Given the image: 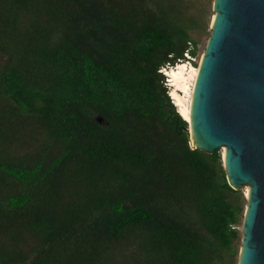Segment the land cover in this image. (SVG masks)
<instances>
[{
	"label": "trees",
	"instance_id": "1",
	"mask_svg": "<svg viewBox=\"0 0 264 264\" xmlns=\"http://www.w3.org/2000/svg\"><path fill=\"white\" fill-rule=\"evenodd\" d=\"M172 1L0 0V264L236 262L243 192L159 71L197 45Z\"/></svg>",
	"mask_w": 264,
	"mask_h": 264
},
{
	"label": "water",
	"instance_id": "2",
	"mask_svg": "<svg viewBox=\"0 0 264 264\" xmlns=\"http://www.w3.org/2000/svg\"><path fill=\"white\" fill-rule=\"evenodd\" d=\"M214 11L193 105L198 145H191L227 149L229 183L251 190L238 264H264V0H215Z\"/></svg>",
	"mask_w": 264,
	"mask_h": 264
},
{
	"label": "rangeland",
	"instance_id": "3",
	"mask_svg": "<svg viewBox=\"0 0 264 264\" xmlns=\"http://www.w3.org/2000/svg\"><path fill=\"white\" fill-rule=\"evenodd\" d=\"M214 2L215 0H173L172 8H175L180 19L183 20L186 24L191 27V35L194 39L197 40V45L195 49V53L197 56L196 66L199 65L200 60L205 52L207 47V42L211 34V27L213 26V19L216 15L214 11ZM169 87V85H167ZM168 91L171 89H167ZM243 192L245 198V209L247 205V196L246 191L247 188H240ZM243 218L242 217L240 224L237 228L240 231V238L237 240L236 245L239 249L242 244V228H243ZM238 256H236V262L234 264H238Z\"/></svg>",
	"mask_w": 264,
	"mask_h": 264
},
{
	"label": "bare ground",
	"instance_id": "4",
	"mask_svg": "<svg viewBox=\"0 0 264 264\" xmlns=\"http://www.w3.org/2000/svg\"><path fill=\"white\" fill-rule=\"evenodd\" d=\"M216 12V11H215ZM217 17L216 15L213 19V25ZM205 52L200 60L199 65L190 66L186 61L178 62L177 67L167 69V74L170 77V85L172 86L171 95L175 99V105L178 108L179 113L182 117L189 122L190 134H191V144L195 147L198 145V141L195 137L194 127H193V105L194 97L197 86L198 77L200 75L203 59ZM227 149L223 148L224 160H226ZM251 190L247 189L246 196L250 197Z\"/></svg>",
	"mask_w": 264,
	"mask_h": 264
},
{
	"label": "built area",
	"instance_id": "5",
	"mask_svg": "<svg viewBox=\"0 0 264 264\" xmlns=\"http://www.w3.org/2000/svg\"><path fill=\"white\" fill-rule=\"evenodd\" d=\"M195 49H196L195 43L193 41H188V45L186 49L184 50L183 57L178 58L175 64L167 63L166 65L162 66V68L159 70L166 74L165 84L169 85V87L167 86L169 89H172V86L170 85L171 81H170V77L167 74L168 73L167 69L175 68L177 67L178 62H183V61H186V63H188L190 66L196 65L197 56H196V53H194ZM168 92H169L172 102L175 104V99L171 95V90H169Z\"/></svg>",
	"mask_w": 264,
	"mask_h": 264
},
{
	"label": "clouds",
	"instance_id": "6",
	"mask_svg": "<svg viewBox=\"0 0 264 264\" xmlns=\"http://www.w3.org/2000/svg\"><path fill=\"white\" fill-rule=\"evenodd\" d=\"M163 73V72H162ZM164 74V73H163ZM165 75V79H166V74H164Z\"/></svg>",
	"mask_w": 264,
	"mask_h": 264
}]
</instances>
